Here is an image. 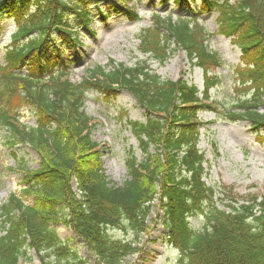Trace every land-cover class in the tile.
I'll use <instances>...</instances> for the list:
<instances>
[{"label": "trees", "instance_id": "trees-1", "mask_svg": "<svg viewBox=\"0 0 264 264\" xmlns=\"http://www.w3.org/2000/svg\"><path fill=\"white\" fill-rule=\"evenodd\" d=\"M131 1L0 0V18L14 22L0 65V128L10 146L27 145L40 159L37 170L25 171L21 197L13 193L0 206V264H33L30 251L38 264H87L60 241L51 228L58 224L72 231L96 264H121L140 249L112 240L108 231L137 238L146 231L145 218L156 200L166 217L168 244L179 253L177 264H264V198L239 204L233 195L225 201L224 189L202 182L196 114L214 108L201 104L194 87L111 61L108 70L94 67L74 84L59 67L58 57L44 58V48L54 42L61 47L79 43L72 17L88 26L89 9L102 4L107 14L101 15L102 22L120 14L132 21L135 16L126 7ZM202 4L204 12L217 13L218 33L231 37L241 52L236 75L247 97L237 99L224 118L250 123L253 133L264 131V113L258 112L264 107V0ZM143 34L142 51L161 62L175 41L204 75L221 64L207 51V35L195 22L157 19ZM214 80L204 78L206 100ZM115 89L131 92L146 116L145 124L131 127L146 157L137 162L129 155L128 179L121 187L109 184L101 173L100 154L90 138L95 124L82 110L87 92L111 97ZM20 106L34 112L35 127L19 122ZM150 146L154 155L148 154ZM217 195L224 198L213 200ZM23 197L32 198L33 204L26 205ZM189 218H201L203 229L194 231Z\"/></svg>", "mask_w": 264, "mask_h": 264}, {"label": "rangeland", "instance_id": "rangeland-1", "mask_svg": "<svg viewBox=\"0 0 264 264\" xmlns=\"http://www.w3.org/2000/svg\"><path fill=\"white\" fill-rule=\"evenodd\" d=\"M173 1L132 0L131 4L126 6L136 16L132 21L121 14L107 16L105 22H102L100 15H107L104 6L102 4L92 6L89 9L91 21L88 26H83L74 17L71 19L78 26L76 33L79 43L77 45L72 42L66 43L61 47L60 42H54L44 48L43 55L45 58L58 57L59 67L66 70L74 84L81 82L86 71L94 67H107L111 61L115 65L122 64L125 67L146 65L162 80L174 82L183 77L182 80L188 86H195L201 92L203 73L188 64L185 53L176 45L168 48L162 65L138 51V36L153 27L150 21L152 14L169 16L172 19L176 17L190 19L197 12L200 14L201 0H186L183 5H175ZM228 1L233 3L235 0ZM215 18L214 12H206L200 15L198 20L201 22L199 25L209 36L208 50L217 53L224 64L213 71L216 82L209 92L211 100L220 106L228 107L237 96H241L235 92L238 88L236 69L241 68L239 64L241 53L231 44L230 39L217 34ZM11 32L12 21L1 19L0 64L2 47L8 43ZM82 110L96 124L90 132V138L100 147L103 175L112 185L121 186L127 180L126 161L129 155L132 153L137 162L145 158L129 129L130 125L127 124L128 122L145 124L144 112L131 95L125 92L118 91L114 97H105L93 90L85 94ZM259 112L264 113V108H260ZM18 113L22 125L28 128L35 127L36 115L29 107L22 106ZM198 117L203 127L199 129L197 148L204 153L209 164L203 178L205 185L216 189L223 186L227 198L231 199L236 194L239 203L264 197V132L256 135L251 132L248 123H230L217 119L211 113H200ZM149 154L154 155V151L149 150ZM39 162L38 155L27 145L10 146L8 134L0 128V206L13 193L21 197V190L25 188L23 185L25 171L37 170ZM72 187L75 190L73 181ZM220 198L215 197L213 200ZM22 199L26 205L33 204L32 198ZM218 207L222 209L220 205ZM165 220L166 217L156 200L145 218L146 231L137 238L131 233L119 230L109 231L108 235L112 239L131 242L140 249L138 255L127 257L122 264L178 263L179 253L167 241ZM188 223L194 231L203 229L204 222L200 218H189ZM51 228L60 241L73 249L79 258L88 264H96L91 254L70 230L60 224L52 225ZM29 257L33 264H38L32 251L29 252ZM19 264L27 263L20 261Z\"/></svg>", "mask_w": 264, "mask_h": 264}]
</instances>
